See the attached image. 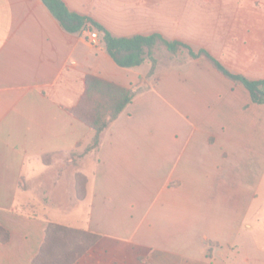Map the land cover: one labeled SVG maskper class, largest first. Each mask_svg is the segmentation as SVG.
Here are the masks:
<instances>
[{"label": "crops", "instance_id": "1", "mask_svg": "<svg viewBox=\"0 0 264 264\" xmlns=\"http://www.w3.org/2000/svg\"><path fill=\"white\" fill-rule=\"evenodd\" d=\"M62 1L114 36L164 37L156 26L158 10L151 13L156 27L149 31L111 21L136 18L127 10L145 8L143 0ZM160 1L167 20L188 18L190 0ZM218 1L221 9L229 5V12L252 14L256 26L264 27L257 18L264 0ZM88 31L67 32L43 0H0V227L8 232L7 240L0 236V264H31L48 222L101 235L75 264H239L232 251L220 257L204 253L205 240L220 249L239 237L241 204L235 190L226 206L220 202L233 218L211 225L216 231L192 216L200 207L195 200L207 190L219 200L211 183L222 162V142L209 143L205 131L221 130L220 112L191 90L184 69H170L158 85L135 95L103 130L98 145L87 149L92 129L79 117L90 109L87 77L132 88L144 64L118 65L102 38L96 45L88 41ZM246 153L263 159L257 161L261 170L248 160L251 175L256 169L253 186L261 200L248 206L244 217L262 212L264 229V147ZM158 176L160 190L153 187ZM180 190L183 195L176 196ZM251 226L249 243L257 227Z\"/></svg>", "mask_w": 264, "mask_h": 264}, {"label": "rangeland", "instance_id": "2", "mask_svg": "<svg viewBox=\"0 0 264 264\" xmlns=\"http://www.w3.org/2000/svg\"><path fill=\"white\" fill-rule=\"evenodd\" d=\"M143 1L145 8L127 10L126 14L134 13L136 18L111 21L123 29L135 27L149 31L157 26L169 40H184L194 50L206 47L232 72L243 74L251 79L264 78V27L256 26L258 21L252 14L245 16L229 12V5L226 9H221L218 0H190L188 18L167 20L164 2ZM155 10L159 12L157 20L159 25L156 26V21L151 16ZM257 18H262L261 22L264 23V13H259ZM101 37V33L98 32V39ZM154 56L157 59L155 72L150 76L147 75L151 62L146 59L142 67V78L130 88L135 95L147 92L158 85L163 72L174 68L180 71L184 69L190 75L191 90L204 94L207 104L220 112L216 117L221 119V130L205 131V138L209 143L222 142V162L218 165L211 183L220 201H215L214 195H209L210 192L207 190V193L195 200L200 207L192 212V216L202 224H208L209 226L206 227L208 231H216L219 228L211 225H217L219 222L222 225L233 218L222 204L227 205L233 197L230 190L232 192L235 190L234 196L241 204L236 212L241 226H239V237H235V242L224 244L220 249L219 243L205 240V255L211 257L216 252L219 257L227 256L232 251L239 264H246L244 259H248L251 264H264V229L259 223L262 212L250 211L249 217L247 219L244 217L247 207L261 200L253 186L252 176L255 178L256 169L251 175L248 160L254 161V166H258L261 170V162L257 161L263 158L255 155L248 156L246 152L251 148L256 150L264 147L262 142L264 141V104L252 103L249 92L241 84L225 77L205 57L191 58L184 49L173 54L160 46L155 49ZM252 144L254 146H250ZM234 156L236 161L232 163L230 159ZM161 183L162 176L154 178V189L160 190ZM204 187L208 188L206 184ZM184 190H180L175 195L182 196ZM251 225L257 227L253 231L254 236H250L249 243L247 232L252 230ZM215 247L218 248L215 249Z\"/></svg>", "mask_w": 264, "mask_h": 264}, {"label": "trees", "instance_id": "3", "mask_svg": "<svg viewBox=\"0 0 264 264\" xmlns=\"http://www.w3.org/2000/svg\"><path fill=\"white\" fill-rule=\"evenodd\" d=\"M43 2L67 32L78 33L87 29L100 32L107 52L120 66H138L149 59L151 67L147 75L150 76L155 72L157 65L154 56L157 47H164L173 54L184 49L191 58L205 57L225 77L241 84L249 92L252 103L264 104V79H250L230 71L206 49L194 50L188 43L166 39L159 33L114 36L93 18L69 10L62 0ZM134 96L135 93L130 88L95 76L87 77L85 101L90 103V109L79 114L92 129L87 149L98 145L103 130L119 116ZM83 192L84 179L79 176L78 196L81 197ZM2 235L3 240H7L8 232L0 227V236ZM100 239L101 235L97 232L48 222L43 242L31 264H75Z\"/></svg>", "mask_w": 264, "mask_h": 264}, {"label": "built area", "instance_id": "4", "mask_svg": "<svg viewBox=\"0 0 264 264\" xmlns=\"http://www.w3.org/2000/svg\"><path fill=\"white\" fill-rule=\"evenodd\" d=\"M88 41L92 44V45H96L99 41L98 39V31L97 30H89L88 31Z\"/></svg>", "mask_w": 264, "mask_h": 264}]
</instances>
